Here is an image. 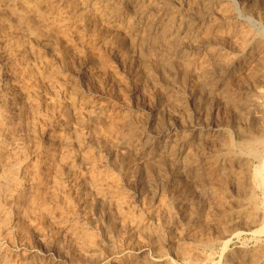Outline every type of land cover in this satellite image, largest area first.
<instances>
[{"label":"bare ground","instance_id":"6f19581e","mask_svg":"<svg viewBox=\"0 0 264 264\" xmlns=\"http://www.w3.org/2000/svg\"><path fill=\"white\" fill-rule=\"evenodd\" d=\"M155 1H157V0H155ZM199 1L200 0H187V5H190L193 8V7H195V5H197L199 3ZM223 1L224 0H210L209 3L206 2L207 5L205 4L206 6H205V8H203L205 11L204 16H202V17H204L203 21H207V20L209 21V19L211 20L212 19L211 16L214 15L213 11H215L214 13L219 12V14L221 12L222 15L221 14L220 15L223 16V17H221V18H223V22L222 21L221 22L215 21L214 24L212 23L213 25L209 26V28L207 30H206L207 27L205 26L206 28H205L204 34L206 35L207 40H206V38L203 40L205 42V40L208 41L209 39L218 37L220 41H218V40L217 41L221 44V47H223V48L225 47V49H229L233 55L231 54V56H230V53H228V52L225 53L224 52L225 50L220 51L218 49L219 52H217L218 50L216 51L217 53L214 54V60H216L217 65L213 68V73L211 72L212 69L208 68V70H205V73H204L205 75L204 76L201 75L203 77V83L205 86V89H204L202 95L204 96L205 101H209V99L211 97L213 99V95L215 96L216 93L218 92L221 94V97L224 100V105H226L225 107L236 113V118L244 121L245 119L243 120L242 118L245 116V113L257 112L259 114L258 117L261 120L262 125L260 124L261 125L260 127H258L256 125H252V126L250 125V126H244L243 128L240 126L239 127L240 129L236 130L235 133H233V134H232L233 130L231 132L229 129L226 128V129H223L221 131L214 132V133L213 132H211V133L206 132L207 133L206 135L204 134L205 133L204 132L201 135H203V134L205 135L206 141H208L210 139L214 140V138H217L218 136L224 137L223 142L221 144L219 142L220 147L218 149L216 148V150L211 149L212 151H211V155H210L212 157L214 156L215 159H217L216 161H218V163L216 165H218L217 166L218 171L220 172V175H221L220 177H222L221 181H222V184L224 185L223 187L225 188L226 186L230 185V182L235 181L234 179H236L238 181V184L243 185V186L245 185V183H248L250 188H251V184L254 187H256V185H257L258 190H259V194H260V196H258L259 194L254 195L252 190H249L251 192H248V190H247L246 191L247 193L244 192L246 194V195L244 194L245 197L244 198L242 197V199H245L243 204H240L241 202L240 203L237 202L238 203L237 208L232 209V207H231L229 211L227 210V213L225 211V213H226L225 215H223V213H222V215H223L222 218L224 219V222L226 221V223H222L223 220L222 221L220 220L221 223L224 224V226L222 227V225H220L221 224L220 221L218 222L219 223L218 225H220L222 227V230L220 229L221 230L220 234L223 237L230 236L231 234H233L237 237H241L242 235H244L243 231L235 232V227L238 226L237 224H242V225H239L237 227V229L243 225H244V228H245V226H247V229L245 231L248 230V232L252 228H255V230L252 231L253 235L254 236H257V235L260 236V235H264V91H263L264 89L260 90L256 86L260 91L257 90L258 92L255 95L253 94L254 92L253 93L251 92L253 94V96H257L256 101H253L254 103L253 102L251 103V101L253 99L251 100L250 96H248L247 98L244 97L247 94L239 92L240 90H237L238 93L236 92L237 93L236 94L233 91L236 89L231 88L230 82H231L232 78L233 79L235 78L234 80L238 81V78L241 77L242 71H245V70H247L246 72H249L248 70L255 71V72H253V75L250 74V75H252L251 76L252 82L254 79H257V76L261 77V79H260L261 82L262 81L264 82V72H263L264 71V35L255 34L253 32L244 34L241 30L243 27L240 26L242 28H239V25H238V28L233 29V31H235V32L238 31L241 34L240 36L239 35L237 36L238 37L237 40L239 39V37L241 39V40L239 39L240 41L238 40V43L235 44L234 42H232V39L229 40V42H228V40L222 39V37H223L222 33L224 32V26L223 25L230 23V22H233V18L236 16L235 11L233 9L227 10L224 8V7H226V3L228 1H226V3H225V1L224 2ZM257 1H259V0H257ZM160 2H162V1H160ZM163 2H165V1L163 0ZM178 2H182V1L178 0ZM222 2H223V4L225 3L224 7H223V4H221ZM172 3H173V1H172ZM204 3H205V1H204ZM246 3L244 4V2H243V5H247ZM119 4H121V5H119ZM119 4L115 0H0V264H63L62 262H64V261H70L71 264H140V263L142 264V262H143V264H206L208 262L209 256L207 258V256H205L206 253L203 254L201 252L200 247H207L211 243H213V241L211 239H206V237H205V239L202 238L201 236L198 237V235L194 236L192 239L188 238L189 241L187 239V234H188L189 230L197 227L199 225V223L201 222L199 213H197L194 210L195 208H193V210H192V207L190 206L191 210H192L191 212H189L190 214H188L187 210H186L187 214L185 213V216L186 215H188V216H186L185 224H187V228L185 227L186 229L184 228L182 230L180 227V230L179 231L177 230L178 231V232L176 231L177 233L175 232L176 235L170 234V236H169V227H168L169 219H171V218L173 219L175 217V215L177 213H179L178 209H179V207H181V204L183 202V201L180 202V198L178 197L179 195H177L176 197L174 196L173 198L169 199V195H168L169 192L167 195L164 194V192L166 190L165 186H168L167 183H169V164H170V162H172V164L175 167V168L172 167L170 170V171H172L171 174H174V175L175 174L179 175L180 172H181V174L183 172L187 173L189 171L192 173V175H194L195 178H198V176H201V172H202L201 169H199L201 172H199V170H196V166H197L196 164L198 163L197 160L199 159V158L197 159L196 156H198V155H193L190 150L186 151V149L184 150V148H183L184 145L187 143V141L185 139H182L181 135H180L181 139H179V138L173 139V137L170 135V132H169V131H171L169 126L164 130L156 131L155 135L152 138H149V136L147 137L146 134H144L143 129H137V128H139L138 127L139 125L136 126L137 125V124L135 125L136 122L133 121V119L131 121V117H127L125 115L126 112L122 116L123 119H121L120 120L121 122H120L118 120L119 117L116 114H113V112L111 113L108 111L109 108L103 101L102 102L99 101L97 103H91L88 101V99L87 100L85 99L84 102L81 101L82 104L80 103L82 106L80 105V107H78L75 92H71V94L68 96V98L66 97L67 100H65L63 103H57L55 101V103L49 104L50 101L54 102L53 101L54 98L56 99V97H58L57 93H58L59 88L57 89V87L55 86V83L53 81L54 69L56 70L57 68H53L54 67L53 64H49L48 61H47L48 63L46 64V66L43 65V67L45 66L44 68H35V67H37V66L33 67L34 66L33 63L35 61L30 62V59L32 58L31 56L39 55V54L41 55V53L43 51L45 52V50H46V51L52 52L53 54L60 55L61 56L60 58H62L61 60L63 61V63L69 64L68 55H72L73 53L72 54H68V53L70 51L72 52L71 49L75 48L76 51L79 52L80 56H85V58H88L90 63L92 62L94 64L99 62V58H101V56H102V54H101L102 50L103 49H107V50L109 49V52H111L116 57V59L119 61V64H120L122 62L123 63L126 62V61H124L125 57H124L123 52H125V53L131 52V51L126 52L125 47H124V44H125L124 41L127 39L130 41V47H133V49L139 48L143 52H144V50H147L145 53L142 52L140 54V55H143V57H145V59L150 58V53L154 50L156 51V49L157 50L159 49L161 51H162V49H164V51L166 49V50H168L169 56L170 55H171V57L177 56V59H176V57L175 58L173 57L177 61L176 60H173V61H176L180 65L182 63H183V65L185 64L184 65L185 70H184L183 74L185 73V75L188 76L192 72V70H194L193 69L194 61H193L192 57L190 58L188 56V54H189L188 52H187L188 54L186 53L187 55L186 54L184 55L183 54L184 51H182V49H185V44L186 43L188 44L189 42L191 43V40H194L193 38H195V36L193 37L192 32L195 31L196 29L194 30L193 21L191 19V16H190V14L188 15V17L185 16L186 12L188 10L185 12L184 15H182L181 13H177L174 16H171L173 18H170L168 15L170 20L162 21V19H161L160 22H162V23H158L157 22L158 20L157 21L155 20L156 17L154 16L155 17L154 18L153 16H151L152 12L156 11V10L151 11V9H150V7L151 6L153 7V5L155 4L154 0H133V2L130 3V6L135 10L134 13L136 15V19L132 21V19H130V18H134L135 17L134 14H133L134 17H130L128 19L123 18L121 15L122 13H121V7H120V6H122L123 3H119ZM173 4H175V3H173ZM162 6H164V4ZM176 6H178V5H176ZM183 6H182V8H183ZM190 6H189V8H190ZM124 7H125V5H124ZM156 7H157V5H156ZM238 7H239V5H238ZM241 7L244 8V6H241ZM262 8L264 9L263 6H262ZM262 8H260V9H262ZM185 9H188V8L185 7ZM235 9H237V8H235ZM247 9H249V8L247 7ZM256 10H258V9H256ZM174 11H176V10H174ZM171 12H172V10H171ZM182 12H183V10H182ZM191 12H192V10H191ZM226 12H228V14ZM244 12H246V11L244 10ZM248 12H250V11L248 10ZM262 12H263V10L261 11V14H262ZM158 13L160 14V11H158ZM194 14H191V15L194 16ZM198 14L200 16V14H203V12L198 13ZM155 15H157V14H155ZM253 15H251L250 18H252ZM254 16L257 17V14ZM263 16H264V14L262 16L259 15L260 18ZM194 17H196V16H194ZM250 18H249V20H250ZM144 19L147 20V25L145 26V29L143 28L142 32H137L138 31V29H137L138 23L140 21H144ZM165 19H167V18H165ZM215 19H216V17H215ZM259 21H261V20H259ZM263 21H264V19H263ZM93 22H102L103 29L99 28L98 26H101V25L98 24V26H97L98 29L99 30L101 29L102 31L97 32L98 31V30H96L97 28L95 29V31L97 33H94V35H90L91 36L90 39H88V41L86 42L88 44L87 46H89V47L86 50L85 49L86 48L85 41H84L83 35H81V33L84 30H89L90 26H93L92 25ZM249 22H251V20ZM180 23H182V26L181 25L178 26ZM198 23H199V21H198ZM256 23H257V21H256ZM241 24H242V21H241ZM252 24H254V23H252ZM201 25H202V23H201ZM208 25H209V23H208ZM231 26L233 27V25H231ZM236 26H237V23H236ZM257 26H258V24H257ZM95 27H96V25H95ZM230 29H229V32L231 31ZM245 29H246V27H245ZM252 29H251V31H252ZM93 30H94V28H93ZM246 30H248V29H246ZM246 30H245V32H246ZM203 31H204V29H203ZM75 32H77L78 35H75ZM84 32H86V31H84ZM109 32H111V33L117 32L119 34H123L124 36H123V38L116 37V38L111 40V39H108L106 37L107 36L106 34ZM258 32H259V30H258ZM153 33H155L156 35H154ZM199 33L200 32H198V34H196L194 32L195 35H199ZM223 34H226V33L224 32ZM96 35H98V36H96ZM110 35L113 37V34H110ZM205 35L201 34V37L202 36L205 37ZM230 35L231 34H229L228 37L231 38L233 36V34H232V36H230ZM108 36H109V34H108ZM118 36H120V35H118ZM213 36H215V37H213ZM196 37H197V39H199L198 38L199 36H196ZM223 38H225V37H223ZM197 39H196V41H197ZM200 39L202 41V38H200ZM179 41L184 43V45H181L182 43H180ZM63 42L66 43L67 46L65 44L63 45ZM149 42H150L152 49H150V47H149L150 46ZM192 43H194L196 45L195 42H192ZM147 44L149 45L148 46L149 50L145 49ZM202 45L200 43V45H198V46L200 47ZM216 45L217 44H214V46H216ZM204 46L207 48L209 46V41L206 45L204 44ZM217 46H219V45H217ZM195 47L196 46H194V49H195ZM192 48L193 47H191V49ZM216 48H213V49H216ZM129 50H131V48ZM197 50H199V49L197 48ZM209 51H210V49H209ZM209 51L206 52V50H205L203 52L208 54ZM132 52L134 53V51H132ZM189 52H191V51H189ZM74 53L76 54V52H74ZM137 53H139V52H137ZM213 53H211L210 55H212ZM153 54L155 55V53H153ZM161 55H162L161 60H163L162 59L163 54L161 53ZM203 55L206 56L205 54H203ZM210 55H207L208 58ZM132 57H133V55H132ZM39 58H42V57H39ZM206 58L207 57H205V59ZM37 59H38V57L35 58V60H37ZM141 59H142L141 57L138 58V60H141ZM165 59H167L166 56H165ZM46 60H47V57H46ZM58 60H60V59H58ZM72 60H73V58H72ZM149 60H147V61H149ZM169 60H167L166 63H168ZM75 61H76V59H75ZM101 61H106V63L108 62L107 60H101ZM150 61H152V60H150ZM170 61L172 62V60H170ZM170 61H169V64L171 65ZM196 61L197 60L195 58V62ZM113 62L110 65L111 68H112V65H114ZM141 62L143 63V61H141ZM176 62H174V63H176ZM198 62H200V61H198ZM207 62L208 61H206L205 63H207ZM214 62H212V64ZM31 63L33 65L32 67L35 69L30 67L29 64H31ZM40 63H42V61ZM160 63L162 64V61ZM100 64H101V62H100ZM103 64H105V62H103ZM212 64L208 63L207 66L210 65L212 67ZM85 65H84V67H85ZM149 65H151V64L149 63ZM149 65L147 66L145 72H146V74H149V77L151 78V73L153 74V72H151L152 70L150 71ZM172 65H173V63H172ZM69 66L71 67L70 64H69ZM92 66H93V64H92ZM163 66H164V64H163ZM40 67H41V65H40ZM97 67H99V65H97ZM113 67L115 68V66H113ZM154 67H155V65H154ZM202 67L204 69L205 65ZM87 68H89V66ZM90 68H92V67H90ZM137 68H139V67H137ZM182 68H183V66H182ZM96 69L97 68H95V70ZM100 69L102 71V67ZM115 69H113V70H115ZM130 69H131V67H130ZM203 69H202V71H203ZM104 70L106 72V68ZM156 70H158V69H156ZM169 70L171 71V69H169ZM177 70L179 71L180 69L177 68ZM101 71H100V73H103ZM131 71H134V70H131ZM155 72H157V71H154V74H156ZM179 72H182V71H179ZM197 72H199V71L197 70ZM62 73L65 74L64 72H62ZM96 73H97V71H96ZM157 73H159V72H157ZM165 73H167V72H165ZM194 73H196V71ZM99 74H98V77H99ZM157 75H159V74H157ZM161 75H162V73H161ZM168 75H169V73H168ZM180 75H182V74H180ZM247 75H248V73H247ZM59 76H61V75H59ZM107 76H108V74H107ZM191 76L194 77V75H191ZM67 77L68 76H66V78ZM152 77H154V75H152ZM202 77H201V79H202ZM103 78H104V76H103ZM127 78H129L128 75H127ZM132 78L133 77H131V80H132ZM157 78L158 77H156V79L153 78V80L154 79L157 80ZM246 78H248V77H246ZM246 78L244 77L243 79H246ZM70 79H71V77H70ZM110 79H111V77H110ZM180 79H181V77H180ZM197 79H198V76H197ZM199 79H200V77H199ZM57 80H60V79H57ZM81 80H82V78H81ZM104 80H107V78H104ZM117 80H118V78H117ZM117 80H115V81L117 82ZM138 80H137V82H138ZM196 80H194V81H196ZM119 81H120L119 85H121L122 80H118V82ZM123 81H124V79H123ZM146 81H147V79H146ZM189 81H188V83H189ZM102 82H104V81H102ZM132 82L134 83V81H132ZM132 82H129V83H132ZM150 82H151V80H150ZM155 82L156 81H154L153 83H155ZM254 82H255V80H254ZM82 83L84 84V81ZM129 83H126V85ZM175 83H176V81H175ZM201 83H202V80H201ZM243 83H244V80H243ZM40 84H42V86L46 85L48 88H50V90H54L53 88L56 87L57 92H54V94H53L54 97L53 98L51 97L52 92H50L51 94H48V97L50 95L51 100H49L47 98L44 99V100H48L49 101V102L47 101L48 103L46 101H45L46 103L43 102V100L40 99L38 96L39 94L37 93V90H38L37 88L40 86ZM86 84H88V83H86ZM122 84H123V82H122ZM134 84H133V86H134ZM136 84H135V86H136ZM241 84H242V82H241ZM106 85H107V83H106ZM126 85L125 86L123 85V86L127 87ZM262 85H264V84H262ZM88 86H89V84H88ZM138 87H139V85H138ZM238 87H240V86H238ZM243 87H245V86H243ZM252 87H253V85H252ZM256 87H255V89H256ZM69 88H70V86H69ZM235 88H237V87H235ZM65 89H66V87H65ZM67 89H68V86H67ZM66 90L64 91V94H67ZM90 90H91V88H90ZM70 91H69V93H70ZM130 91H131V89H130ZM78 92H80V91H78ZM88 93H90V91ZM255 93H256V90H255ZM44 94H45V92H44ZM58 94L60 95V93H58ZM183 96H185V95H182L181 98H183ZM203 96H201V98H203ZM198 97H199V95H198ZM89 98H90V96H89ZM91 98H93V97H91ZM174 98L177 99L176 96ZM190 98H192V97H190ZM222 98H220V100ZM59 99H60V96H59ZM178 99L180 100V98H178ZM185 99H186V96L184 97V101H185ZM216 99H218V98H216ZM216 99L214 100V102L217 101ZM89 100L91 101V99H89ZM171 100H173V99L171 98ZM181 100H183V99H181ZM198 100L199 99H197V102H198ZM95 101H97V100H95ZM174 101H172V102H174ZM195 101L196 100L194 99L193 102H195ZM211 101H209V102H211ZM188 102H190V101H187V103ZM177 103L180 104V102H177ZM187 103L185 102L184 104H187ZM112 105H113V102L111 104V107L114 106V105L113 106ZM41 106L44 107V111L46 112L44 115H42ZM180 106L182 108V105H180ZM184 107H186V108H184ZM184 107H183L184 110L187 109V106H184ZM206 107H207V105H206ZM218 107H219V105H218ZM177 108H178V106H177ZM110 110H112V109L110 108ZM174 110H176V109L174 108ZM189 110H191V109H189ZM230 110H229V112H231ZM117 111H118V109H117ZM199 111H201V109ZM128 112L129 111H127V114H128ZM139 112L137 111L138 114H139ZM141 113H143V112H141ZM192 114H194V113H192ZM222 114H224V113H222ZM197 115H198V113H197ZM254 115H256V114H254ZM73 116L76 117L77 122H78V119H81L83 117H87V119H89L88 121H91V123H94L92 121H96V122L100 121L101 122V120H105L107 125L103 131L100 130L102 133H100V135L98 134L97 136L94 135L93 133L89 132L90 136L86 137L85 135H82L83 133L82 134L79 133L80 130L77 133H75V130H74V135H71V134H73V132L70 133L69 131H72V127H73L72 123L74 122L72 120ZM138 116L139 115H137V118H138ZM145 116L147 117V115H145ZM157 116H159V115H157ZM142 117H141V121H142ZM148 118H150V116ZM248 118H250V117H248ZM83 119H81L82 122L83 123L86 122V121H83ZM135 119L136 118H134V120ZM253 119H254V117H253ZM230 120H231V118H230ZM240 120H238V122ZM160 121H162V120H160ZM256 121H258V120H256ZM82 122L79 121V123H81V124H82ZM133 122H135V123H133ZM141 123H143V122H141ZM157 123H159V122H157ZM231 123H233V120ZM231 123H230V126H231ZM235 124H237V123H235ZM76 125H79V124H76ZM86 125H88V124L84 123V125H82V126H86ZM240 125H242V124H240ZM86 127L88 128V126H86ZM144 127H145V125H144ZM144 127L142 126V128H144ZM149 127L151 129V126H149ZM235 127H237V126H235ZM77 128H78V126L76 127V130H77ZM153 128L155 129V126ZM99 129L97 130L98 132H99ZM147 129H149V128H147ZM94 130H95V127H94ZM193 130H194V128H193ZM84 131L85 130H83V132ZM89 131H90V129H89ZM191 132H193V131H191ZM85 133L87 134L88 131H86ZM104 134H111V136L116 135V137L119 140L117 142V140H116L117 138L114 137V138H116L115 139L116 141L114 139H113V141L117 142V144H114V142H112L114 144L113 146L112 145H111V147L108 146L109 149H107L108 147L105 148L107 144L105 145L106 139L104 138ZM176 134H178V132ZM198 134H199V132H198ZM234 134L237 135V138L240 140L239 142L235 141ZM87 136H88V134H87ZM219 139H223V138H219ZM200 140H201V138H200ZM109 141H110V138L108 140V143H110ZM188 141H189V139H188ZM204 141H200L199 143H201V142L203 143L200 145H205ZM196 142H197V139H196ZM210 142H213V141H210ZM215 144H217V143L215 142ZM190 146H191V144H190ZM90 147L98 148V150L100 149L101 151L103 149H107L108 153H109V155H107V156H109L108 160L114 165L115 170H116V172H118L119 176L123 177V174L125 176V173L128 174L129 171L135 172L134 170L138 171V169L139 170L144 169V168L148 167V165L151 166L153 163H156L155 165H159V169H160L159 171H161L162 169H165V171H167V173L164 174L162 172L163 171L162 170L160 177H157V181L154 182L155 183L154 186L152 185V183H153L152 180H154V178H153L154 175L153 176L148 175L147 176L148 179L150 177L152 179L151 181H149V182H152L150 184V186L152 185L153 187L152 186H151L152 188L149 187V190H147L146 193L141 194V192L139 191L141 194L140 195L141 196L140 201H139V208L136 207L138 209H134V207H133V209L131 208V210H130L129 209V207H130L129 202H127V201L124 202L122 200V197H121L122 188L124 187V185H123V187H121L120 183L122 181H119L120 180L119 178H118L119 182L118 181H112L111 182L109 180L107 181V178H105L107 174L104 177L103 175H99L100 174L99 172H98L99 174L96 173L97 170L95 171V169H96V165H97V159H96L97 155H95L96 153L95 152L93 153L92 150L90 151ZM181 147H182V149H181ZM201 147H203V146H201ZM211 147L209 146V148H211ZM117 148H122V151H124V152L126 149L128 151L130 150L131 154H132L131 157L130 158L129 157H123L125 153L124 154L122 153L123 158L120 160L118 158V160H117V157H119V156H115V155H118V154H116ZM123 149H125V150H123ZM192 149H193V147H192ZM99 153L101 154V152H99ZM201 154H203V153H201ZM208 155H209V153H208ZM102 157L104 158L105 154ZM203 157L205 158V156H203ZM212 159L211 160L209 159V160L213 161ZM101 160H103V159H101ZM169 160H170V162H169ZM161 161H164V162H161ZM207 161H205V162H207ZM100 162L103 163V161H100ZM254 162H256L258 164L256 166H253ZM200 164H199V166H200ZM209 164H211V162ZM209 164H207V165H209ZM150 166H149V168H150ZM101 167H100V169H101ZM238 168L240 169V172L237 174L238 171H236V169H238ZM83 169L86 171V172L84 171L86 173V176L82 177V179H79V177L81 175L79 173V176H78V172H80L81 170L83 171ZM103 169L104 168H102V170ZM108 170H106V172L109 174L110 172ZM110 170H111V168H110ZM156 171H157V169H156ZM84 172L81 174L84 175ZM103 174H104V172H103ZM154 174H156V173H154ZM158 174H159V172H158ZM110 175H111V173L109 174V176ZM133 175L135 176L134 173H133ZM141 175H143V174H141ZM150 175H152V174H150ZM112 176H111V178H113ZM134 176H133V178H134ZM116 177H117V175H116ZM189 177H190V175H189ZM136 179H137V177H136ZM145 179L146 178H144V180ZM190 179H191V177H190ZM202 179H203V177H202ZM202 179H199V180H202ZM204 179H206V178H204ZM217 179H218V177H216V180H215L216 182L218 181ZM193 180H192V183H193ZM139 181H141V178ZM215 181H213L212 183H214ZM204 182H206V180ZM204 182L201 181L202 184L200 183V185H203ZM220 182H218V183H220ZM128 183H130V182H128ZM185 183H188V182H185ZM207 183H208V181H207ZM218 183L217 184L214 183V184L218 185ZM70 184L74 185V191L71 188ZM195 184H197V183H195ZM204 184H206V183H204ZM68 185L72 189V191H70L71 194H72V192H74L73 194L75 196L73 197V199H71L72 196L67 192L68 191ZM178 185H180V183ZM188 185H189V183H188ZM125 186H126V184H125ZM128 186H129V184L127 185V189H128ZM142 186H143V183H142ZM145 186L148 188L147 185H145ZM176 186H175V188H177ZM183 186H187V185L185 184ZM197 186H199V184ZM203 187H205V186L203 185ZM217 187H216V190L220 189ZM237 187L238 186H236V188ZM227 188H225L224 190H226ZM231 188H228L225 191V193L228 190H230ZM239 188H240V186H239ZM241 188H242V186H241ZM177 189H180L179 186ZM197 189L199 190V188H197ZM214 189H215V187L213 188V190ZM234 189L235 188H233L232 190H234ZM238 189H237V191H238ZM182 190L180 191V193L182 192ZM184 191H186V190H183V193H184ZM209 191H210V189H209ZM211 191H212V189H211ZM222 191H221V193H222ZM125 192H126V190L124 189L123 194H125ZM204 192H206V191H204ZM212 192H209V194L210 195L214 194V196H215L216 192H214L213 194H212ZM218 192H220V191H218ZM231 192H233V191H231ZM241 192H242V190L240 189L238 191V193L240 194ZM180 193H178V194H180ZM240 195L242 196L243 194L241 193ZM231 196H233V195H231ZM91 197L97 199V201L100 200L106 204L109 203V207L112 205H115V208L111 207L109 209L110 212L112 211V213H113L114 209L116 212L113 213V215L111 213V215H112L111 219L108 217V219H110V221H109V225H108V231L106 233V236L109 234L108 238H109L110 245L112 246V248H110V249H112V250H110L111 252L106 253V251H104V246L102 245L103 240H99L97 238L98 236L96 237V235H95L96 231L95 230H94L95 231L94 233H91L89 231H86L87 227L85 229V226L89 223L87 219L89 218V216L92 217L89 213L90 208L92 206L91 203L93 202V201H91L92 200ZM171 197H172V195H171ZM192 197H194V196H192ZM124 198H125V196H124ZM126 198H125V200H126ZM156 198L159 200V204L157 206H155L157 200H156L155 205H154V200ZM186 198H189V197H186ZM227 198H229V196ZM231 198L232 197H230L229 199H231ZM127 199H129V198H127ZM133 199H134V197H133ZM210 199H211V197H210ZM222 199H224V198L222 197ZM216 201H218V200H216ZM102 202H100V204ZM136 202H137V200H136ZM226 202H227V200H226ZM229 202L230 201H228L227 203H229ZM95 203L97 204V202H95ZM217 203H219V202H217ZM134 205H132V206H134ZM186 205H182V206H186ZM227 205L225 206V209H226V207H228ZM135 206H137V205H135ZM230 206L231 205H229V207ZM102 207H104V206L102 205ZM106 207H107V205H106ZM212 207L214 209V206H212ZM98 209H100V207ZM98 209H96V210H98ZM104 209L105 208L101 209L100 212H102ZM126 209L127 210L129 209L131 212L129 210L127 212ZM201 210H203V208ZM193 211H195V212H193ZM213 212H214V210H213ZM88 213H89V215H87ZM214 213H209V215L211 216V214H212V216H213ZM206 214H208V213H205V216H206ZM217 215H218V213H217ZM87 216H88V218H87ZM185 216L183 215L182 217H185ZM219 217L221 218V216H219ZM93 219H94V217H93ZM146 219H148L147 222L150 220L151 223L149 222L150 223L149 225L145 222ZM201 219H203V218H201ZM98 220H99V218H98ZM99 221H101V220H99ZM173 221H174V219H173ZM182 221H184V219ZM202 221H204V219ZM206 222H207V219H206ZM171 223H176V221L170 222V224ZM203 223H202V225H204ZM208 223H210V222L208 221ZM214 225H215V223H214ZM218 225H217V228L220 227ZM199 226H201V225H199ZM204 228H206V227H204ZM241 228H243V227H241ZM95 229H97V228L95 227ZM177 229H179V228L177 227ZM127 230H129L130 232H132V231H135L136 233L138 232L137 234L135 233L137 236L135 235L134 237H132L130 239L129 237H127L128 233H129V231H127ZM123 231H124V233H123ZM172 232H174V230ZM203 232H204V230H203ZM210 232L207 231L206 233L209 234ZM60 234H61V236L63 234V237H61ZM208 234L206 235L207 237H208ZM214 234H217V233H214ZM103 235H101V236H103ZM217 235H219V234H217ZM190 236H193V235H190ZM222 236H220V237H222ZM218 237H215V238H218ZM123 238H127L125 244L122 241ZM209 238H211V237H209ZM215 238L213 240H215ZM259 239H258V241H259ZM186 240H187V242H186ZM47 241L51 243L52 250H54L58 253V257H59L58 259L50 258L51 256L49 257L48 254L41 255V256H43L42 258L39 257V254L36 250L37 249L36 246H41V247L46 248ZM183 241H185V242H183ZM3 242H6L7 245H4ZM16 242L19 244L18 246H15ZM228 242H230V241H228ZM226 245H227V243H226ZM245 245H246V243H245ZM213 246L214 245H212V247ZM253 246L255 247V245H253ZM105 247H106V245H105ZM47 248H48V246H47ZM49 248H50V245H49ZM149 248L150 249L152 248L155 252L154 258L152 257L153 259H151L152 261L149 260L148 259L149 257L146 255V252L148 251ZM166 248L169 249V251L167 253H169L172 258L169 257L170 255L166 256L167 255L166 254ZM229 251L230 250H228V252ZM237 252H238V250H237ZM235 253H233L232 251L229 252V255L227 253L228 260L225 262V264H264V243H258L254 249L249 248V246L248 247L244 246V244H243V247L239 251V254L237 253L238 255H236ZM56 256H57V254H56ZM146 256L148 258H146ZM210 256H212V255H210ZM225 257H227V256H225Z\"/></svg>","mask_w":264,"mask_h":264},{"label":"rangeland","instance_id":"374dc122","mask_svg":"<svg viewBox=\"0 0 264 264\" xmlns=\"http://www.w3.org/2000/svg\"><path fill=\"white\" fill-rule=\"evenodd\" d=\"M118 4L119 3H123L122 4V6H120L121 7V15H122V17L123 18H126V19H128V18H130V17H134V18H130V19H132V21L133 20H135L136 19V15H135V13H134V9L130 6V3L131 2H133V0H115ZM159 1V2H158ZM160 1H162V2H160ZM165 2H163V0H157V1H155L154 0V5H153V7L151 6L150 7V9H151V11H153V10H156V11H153L152 12V14H151V16H155L154 18H155V20L158 22V23H162V22H160L161 21V19H162V21H165V20H170V18H173V17H171V16H174L175 14H177V13H181L182 15H184L185 14V12H186V15L185 16H187L188 17V15L190 14V16H191V19H192V21H193V26H194V30L195 31H193L192 33V35H193V37L195 36V38H193L194 40H191V43L189 42L188 44L186 43L185 44V49H182V51H184L183 52V54L185 55L187 52L189 53H187L188 54V56L191 58L192 57V59H193V61H194V63H193V69L194 70H192V74L190 73L188 76H186L185 75V73L183 74V72H184V65H183V63L180 65L179 63H177L176 61V59H177V56H175L176 57V59H174L175 57L174 56H172L171 57V55L169 56L168 55V50H166L165 49V51H164V49H162V51L161 50H157L156 49V51L154 50V51H152L151 53H150V58H148V59H145V57H143V55H140L143 51H141L139 48H136V49H133V47H130V41L129 40H125L124 42H125V44H124V47H125V50H126V52H128V51H131L130 53H125V52H123L124 53V57H125V59H124V61H126V62H122V63H120L119 64V61L116 59V57L111 53V52H109V49L107 50V49H103L102 50V56H101V58H99V62H97V63H92L93 64V66H92V64L89 62V60H88V58H85V56H80V54H79V52L78 51H76V49L75 48H73V49H71L72 50V52L70 51L68 54H72V55H68V61H69V64L71 65V67L73 68H71L70 66H69V64H65V63H63V61L61 60L62 58H60L61 56L60 55H58V54H53L52 52H49V51H46L45 50V52L43 51L42 53H41V55L39 54V55H33V56H31L32 58L30 59V62H33V61H35L34 63H33V65H32V63L31 64H29L30 65V67L31 68H33V67H35V66H37V67H35V68H44L45 66H46V64L49 62V64H53V68H57L56 70L54 69V78H53V81H54V83H55V86L57 87V89H58V93H60V95L57 93V95H58V97H56V99L54 98V102H49L48 100H44V99H49V100H51L50 98L52 97H54V92H57L56 91V87L55 88H53L54 90H50V88H48L46 85H43L42 86V84H40V86L37 88L38 90H37V93L39 94L38 96H39V98L40 99H42L43 100V102H49V104H51V103H55V101L57 102V103H63L65 100H67V98H68V96L71 94V92H75L76 93V98H77V105H78V107H80V105L82 104L81 103V101L82 102H84V100L86 99H88V101L89 102H91V103H97V102H99V101H103L107 106H108V108H109V112H113V114H116L119 118H118V120L120 121L121 119H123L122 118V116L125 114V112H126V116L127 117H131V121H132V119H133V121H135V122H133V123H135V125L136 126H138L139 128H137V129H143V131H144V134H146V136L148 137L149 136V138H152L154 135H155V132L156 131H158V130H164V129H166L168 126H169V128H170V130L171 131H169L170 132V135L173 137V139H177V138H179V139H185L186 141H187V143L184 145V150L186 149V151L187 150H190L191 151V153L193 154V155H200L201 153H203V154H201L199 157L198 156H196V158L198 159L197 160V166H196V170H199V169H201V171L203 172H201L200 170H199V172H201V176H198V178H195L194 177V175H192V173L191 172H187V173H182L181 174V172H180V176L179 175H177V174H171L172 173V171H170L171 170V168L172 167H174V165L172 164V162H170V160H169V162H170V164H169V183H167V185L168 186H165V192H164V194H168V192H169V199H171V198H173L174 196L176 197L177 195H179L178 197L180 198V202H182V204H181V207H179V213H177L176 215H175V217L173 218L174 219V221H173V219L171 218V219H169V225H168V227H169V236H170V234L171 235H176V233L180 230V227H181V229L183 230L185 227L187 228V224H185V222H186V216H188V215H186L185 216V213H186V210H187V213L188 214H190L189 212H191L192 210H193V208H195L194 210L197 212V213H199V216H200V220H201V222L204 224V225H202V223L200 224L199 223V225H201V226H197V227H195V228H193V229H191V230H189V232H188V234H187V239L189 238V239H192L194 236H196V235H198V237H202V238H204L205 239V237H206V239H211L212 241H213V243H211L212 245H214L213 247H212V245L210 244L209 246H207V247H200L201 248V252L203 253V254H205L206 253V255L205 256H207V258H208V256H209V258H208V262L206 263V264H225V262L228 260V255H229V252H233V253H235L236 255H238L239 254V251L241 250V248L243 247V244H244V246H249V248H255L256 247V245L258 244V243H264V235H257V236H254L253 235V232L252 231H254L255 230V228H252L249 232H248V230L247 231H245L246 229H247V226H245V228H244V225L243 226H241V227H243V228H241V227H239L238 229H237V227L239 226V225H242V224H237L238 226L237 227H235V232H239V231H243V234L244 235H242L241 237H237V236H235V235H233V234H231L230 236H227V237H223L220 233H221V230H222V227L224 226V224H222V223H226V221L224 222V219L222 218L223 217V215H225L226 213H227V210L229 211L230 210V208L232 207V209H234V208H237V206H238V203H240V204H243L244 203V200L245 199H242V197L244 198L245 196H244V192H246L247 190H248V192H251V191H249V190H252V192L254 193V195H258L259 194V190H258V187H257V185H256V187H254L252 184H251V188H250V186L248 185V183H245V185L243 186V185H240V184H238V181L236 180V179H234L235 181H232V182H230V185H228V186H226L225 188H231L230 190H228L226 193H225V191L228 189H226V190H224L225 188L223 187L224 185L222 184V177H220L221 175H220V172L218 171V165H216L217 163H218V161H216L217 159H215V157L213 156H210L211 155V151L212 150H216V148L218 149L220 146V144L223 142V140H224V137L223 136H218L217 138H214V140L213 139H210V140H208V141H206V139H205V135L208 133V132H218V131H221V130H223V129H229L231 132H232V130H233V132H232V134L233 133H235V131L236 130H239L240 128V126L243 128L244 126H252V125H256V126H258V127H260L262 124H261V120L259 119V117H258V113L257 112H249V113H245V116L242 118L244 121H242V120H240V119H238V118H236V113L235 112H233V111H231L230 109H227L225 106L226 105H224V100H223V98L221 97V94L220 93H216V95L214 96L213 95V99H212V97L209 99V101H211V102H209V101H205V98H204V96L202 95L203 94V91H204V89H205V86H204V83H203V77L202 76H204L205 74V70H208V68L209 69H212L211 70V72L213 73V68L217 65L216 63V60H214V54L215 53H217V52H219V50L220 51H224L225 53H230V56H231V54H232V52H230V50L229 49H225V47L223 48V47H221V44L218 42V41H220L219 40V38L218 37H215V36H213V37H215V38H212V39H209L208 41H209V46L206 48L205 46H204V44L206 45L207 43H208V41H206L207 40V38H206V35L204 34V32H205V28H206V30L209 28V26H211V25H213L214 24V22L215 21H218V22H223V18H221V17H223V16H221L222 14H221V12H220V14H219V12L218 13H214L215 11H213V14L214 15H212L211 17H212V19L210 20L209 19V21L207 20V21H203V18L204 17H202V16H204V9L203 8H205V6L207 5L206 4V2H208L209 3V1L210 0H200L199 1V3L197 4V5H195V7L197 8H195V7H193L192 8V6H190V5H187V0H181L182 2H178V0H164ZM169 1V2H168ZM172 1H173V3H175V4H173L172 3ZM204 1H205V3H204ZM225 1V3H226V1H228L227 3H226V7H224L225 5V3L223 4V2ZM221 4H223V7L225 8V9H227V10H229V9H233L234 11H235V17L233 18V22H230V23H227V24H224L223 26H224V32L226 33V34H223L222 33V36L223 37H225V38H223L222 37V39H225V40H228V42H229V40H231L232 39V42H234L235 44L236 43H238V40L240 39V37H239V39L237 40V36L239 35H241L238 31H233V29H235V28H238V25H239V28H242L241 30H242V32L245 34V33H255V34H262V35H264V21H263V19H264V16L263 17H259V15L260 16H262L263 14H264V9L262 8V6L264 7V0H259V1H255V0H224ZM240 1V2H239ZM242 1V2H241ZM167 2V3H166ZM201 2V3H200ZM243 2H244V4L246 3L247 5H243ZM250 2V3H249ZM127 3V4H126ZM158 3V4H157ZM242 3V4H241ZM254 3V4H253ZM164 4V6H162V5ZM201 4V5H200ZM206 4V5H205ZM119 5H121V4H119ZM124 5H125V7H124ZM156 5H157V7H156ZM174 5V6H173ZM176 5H178V6H176ZM184 5V6H183ZM204 5V6H203ZM229 5V6H228ZM237 5V6H236ZM238 5H239V7H238ZM260 5V6H259ZM127 6V7H126ZM182 6H183V8H182ZM189 6H190V8H189ZM241 6H244V8L243 7H241ZM249 8V9H247V7ZM131 7V8H130ZM159 7V8H158ZM161 7V8H160ZM169 7V8H168ZM173 7V8H172ZM178 9H177V8ZM185 7L186 8H188V9H185ZM230 7V8H229ZM234 7V8H233ZM252 7V8H251ZM254 7V8H253ZM256 7V8H255ZM258 7V8H257ZM123 8V9H122ZM158 8V9H157ZM235 8H237V9H235ZM240 10H239V9ZM242 8V9H241ZM260 8H262V9H260ZM165 9V10H164ZM169 9V10H168ZM196 9V10H195ZM246 11V12H244V10ZM255 9V10H254ZM256 9H258V10H256ZM125 10V11H124ZM129 10V11H128ZM164 10V11H163ZM171 10H172V12H171ZM174 10H176V11H174ZM180 10V11H179ZM182 10H183V12H182ZM191 10H192V12H191ZM201 10V11H200ZM248 10L250 11V12H248ZM263 10V12H262V14H261V11ZM128 11V12H127ZM132 11V12H131ZM158 11H160V14L158 13ZM170 11V12H169ZM199 11V12H198ZM156 12V13H155ZM169 12V13H168ZM189 12V13H188ZM203 12V14H200V16H199V14L198 13H202ZM243 14H242V13ZM255 12V13H254ZM125 13V14H124ZM157 14V15H155V14ZM196 15H195V14ZM227 14H228V12H226ZM252 13V14H251ZM124 14V15H123ZM133 14H134V16H133ZM154 14V15H153ZM163 14V15H162ZM167 14V15H166ZM191 14H194V16H196V17H194L193 15H191ZM198 14V15H197ZM226 14V15H227ZM240 14V15H239ZM248 14V15H247ZM256 15L257 14V17L256 16H254V15ZM132 15V16H131ZM168 15H169V17H168ZM219 15V16H218ZM251 15H253L252 16V18H250V16ZM193 16V17H192ZM242 16V17H241ZM167 18V19H165V18ZM201 17V18H200ZM215 17H216V19H215ZM240 17V18H239ZM244 17V18H243ZM214 18V19H213ZM249 18H250V20H251V22L252 23H254V24H252L251 22H249L250 20H249ZM254 18V19H253ZM129 19V20H130ZM186 19V18H185ZM236 19V20H235ZM243 19V20H242ZM247 19V20H246ZM213 20V21H212ZM257 21V23H256V21ZM259 20H261V21H259ZM198 21H199V23H198ZM241 21H242V24H241ZM254 21V22H253ZM143 22V23H142ZM202 23V25H201V23ZM246 22V23H245ZM208 23H209V25H208ZM213 23V24H212ZM236 23H237V26H236ZM246 25H244V24ZM260 23V24H259ZM263 25H262V24ZM98 24L99 25H101V26H98ZM195 24V25H194ZM257 24H258V26H257ZM93 26H90V29L89 30H84V31H86V32H84V31H82V33H81V35H83V39H84V41H85V46H86V50L88 49V47L89 46H87L88 44L86 43L87 41H88V39H90V35H94V33H97V32H99V31H102L101 29L99 30L98 29V27L99 28H102L103 29V24H102V22H93V24H92ZM95 25H96V27H95ZM144 27H143V26ZM147 25V20L146 19H144V21H140L139 23H138V26H137V29H138V31L137 32H142L143 31V28L145 29V26ZM182 26V23H180L178 26ZM231 25H233V27L231 26ZM248 25V26H247ZM257 27H256V26ZM261 25V26H260ZM98 26V27H97ZM199 26V27H198ZM206 26V27H205ZM227 26V27H226ZM231 26V27H230ZM235 26V27H234ZM240 26H242V27H240ZM254 26V27H253ZM199 29H198V28ZM231 29H230V28ZM245 27H246V29H248V30H246L245 29ZM248 27V28H247ZM93 28H94V30H93ZM97 28V29H96ZM226 28V29H225ZM253 28V29H252ZM95 29L96 30H98L97 32L95 31ZM141 29V30H140ZM203 29H204V31H203ZM229 29L231 30L230 32H229ZM246 30V32H245V30ZM251 29H252V31H251ZM228 30V31H227ZM257 30V31H256ZM258 30H259V32H258ZM263 30V31H262ZM93 32V33H92ZM194 32L196 33V34H198V32H200L199 33V35H195L194 34ZM234 32V33H233ZM261 32V33H260ZM89 33V34H88ZM108 34H109V36H108ZM110 34H113V37L110 35ZM116 34V35H115ZM120 35V36H118V35ZM152 34V33H151ZM154 35H156L155 33H153ZM159 34V33H158ZM201 34L202 35H205V37L204 36H202L201 37ZM229 34H231L230 36H232V34H233V38L231 37H228L229 36ZM75 35H78L77 34V32H75ZM107 36V38L108 39H114V38H116V37H121V38H123V34H119V33H111V32H109V33H107L106 34ZM227 35V36H226ZM235 35V36H234ZM96 36H98V35H96ZM196 36H199L198 38L199 39H197V37ZM221 36V35H220ZM204 37V38H203ZM200 38H202V41H201V39ZM206 38V40H205V42H204V40L203 39H205ZM217 38V39H216ZM227 38V39H226ZM196 39H197V41H196ZM215 40V41H214ZM218 40V41H217ZM241 40V39H240ZM239 40V41H240ZM129 41V42H128ZM211 41V42H210ZM217 41V42H216ZM128 42V43H127ZM180 42V41H179ZM192 42H195L196 43V45L194 44V43H192ZM201 43V45L202 46H198V45H200V43ZM203 42V43H202ZM207 42V43H206ZM180 43H182V42H180ZM211 43V44H210ZM66 45L67 46V44L66 43H64L63 42V45ZM190 44V45H189ZM214 44H217V45H219V46H214ZM127 45V46H126ZM149 45H150V42H149ZM148 44H147V48L145 47V49H148L149 47H150V49H152V47H151V45L149 46ZM181 45H184V43H182ZM190 47H193L192 49H191V47L189 48L188 46ZM214 47H213V46ZM129 46V47H128ZM149 46V47H148ZM180 46V45H179ZM194 46H198L197 48L200 50H197V48L195 47V49H194ZM187 47V48H186ZM202 47V48H201ZM212 47V48H211ZM217 47V48H216ZM40 48V47H39ZM38 48V49H39ZM127 48V49H126ZM131 48V50H129ZM158 48V47H157ZM201 48V49H200ZM206 48V49H205ZM213 48H216V49H213ZM133 49V50H132ZM208 49V50H207ZM209 49H210V51H209ZM219 49V50H218ZM223 49V50H222ZM106 50V51H105ZM149 50V49H148ZM206 50V52H208L209 51V53L207 54V53H205V52H203V51H205ZM215 50V51H214ZM218 50V51H217ZM132 51H134V53L132 52ZM147 50H144V52L143 53H145ZM161 51V52H160ZM189 51H191V52H189ZM217 51V52H216ZM74 52H76V54L74 53ZM104 52V53H103ZM137 52H139V53H137ZM167 52V53H166ZM198 52V53H197ZM214 52V53H213ZM44 53V54H43ZM47 53V54H46ZM107 53V54H106ZM133 53V54H132ZM153 53H155V55L153 54ZM161 53L163 54V60H161V57H162V55H161ZM193 53V54H192ZM196 53V54H195ZM201 53V54H200ZM211 53H213L212 55H210ZM221 53V52H220ZM106 54V55H105ZM111 54V55H110ZM129 54V55H128ZM131 54V55H130ZM152 54V55H151ZM167 54V55H166ZM186 54V55H187ZM203 54H207V55H210L209 56V58H208V56L206 55V56H204ZM47 55V56H46ZM56 55V56H55ZM107 57H105V56ZM132 55H133V57H132ZM135 55V56H134ZM140 55V56H139ZM193 55V56H192ZM196 57H195V56ZM204 57H203V56ZM233 55V54H232ZM38 57V59L37 60H35V58H37ZM45 56V57H44ZM51 56V57H50ZM71 56V57H70ZM73 56V57H72ZM157 56V57H156ZM159 56V57H158ZM165 56L167 57V59H165ZM198 56V57H197ZM39 57H42V58H39ZM46 57H47V60H46ZM76 57V58H75ZM81 57V58H80ZM142 58L141 60H138V58ZM152 57V58H151ZM174 57V58H173ZM196 58V62H195V58ZM201 57V58H200ZM205 57H207L206 59H205ZM213 57V58H212ZM55 58V59H54ZM60 59V60H58V59ZM70 58V59H69ZM72 58H73V60H72ZM80 58V59H79ZM109 58V59H108ZM171 58V59H170ZM51 59V60H50ZM53 59V60H52ZM75 59H76V61H75ZM83 59V60H82ZM87 59V60H86ZM107 60L108 62L106 63V61H101V60ZM152 60V61H150V60ZM172 60V62L170 61V60ZM71 60V61H70ZM133 60V61H132ZM145 60V61H144ZM147 60H149V61H147ZM159 60V61H158ZM167 60H169L170 62H171V65L169 64V61H168V63H166V61ZM173 60H176V61H173ZM204 60V61H203ZM215 62H214V61ZM37 61V62H36ZM42 61V63H40ZM46 61V62H45ZM48 61V62H47ZM87 65H85L83 62ZM115 63H114V62ZM141 61H143V63L141 62ZM155 61V62H154ZM162 61V64L160 63ZM198 61H200V62H198ZM203 61V62H202ZM206 61H208L207 63H205ZM214 62L213 64H212V62ZM44 62V63H43ZM52 62V63H51ZM100 62H101V64H100ZM103 62H105V64H103ZM112 62H113V64L114 65H112V68H111V64H112ZM140 62V63H139ZM146 62V63H145ZM174 62H176V63H174ZM83 63V64H82ZM91 65H90V64ZM117 63V64H116ZM132 63V64H131ZM149 63L151 64V65H149ZM153 63V64H152ZM160 65H159V64ZM166 63V64H165ZM172 63H173V65H172ZM208 63H210V64H212V67L210 66H207L208 65ZM62 64V65H61ZM64 64V65H63ZM76 64V65H75ZM126 64V65H125ZM137 64V65H136ZM140 64V65H139ZM143 64V65H142ZM163 64H164V66H163ZM40 65H41V67H40ZM43 65H45L44 67H43ZM84 65H85V67H84ZM97 65H99V67H97ZM117 65V66H116ZM139 65V66H138ZM149 65V68H150V71L151 72H153V74L151 73V78L149 77V74H146V68H147V66ZM154 65H155V67H154ZM159 65V66H158ZM162 65V66H161ZM176 65V66H175ZM178 65V66H177ZM195 65V66H194ZM201 65V66H200ZM205 65V68L203 69V67L202 66H204ZM33 66V67H32ZM66 66V67H65ZM89 66V68H87ZM96 66V67H95ZM102 67V71H101V67ZM113 66H115V68L113 67ZM122 66V67H121ZM134 66V67H133ZM142 66V67H141ZM144 66V67H143ZM146 66V67H145ZM166 66V67H165ZM175 66V67H174ZM182 66H183V68H182ZM199 66V67H198ZM68 67V68H67ZM90 67H92V68H90ZM110 67V68H109ZM130 67H131V69H130ZM137 67H139V68H137ZM165 67V68H164ZM171 69V71L168 69ZM173 67V68H172ZM180 67V68H179ZM202 67V68H201ZM35 68H33V69H35ZM71 68V69H70ZM95 68H97L96 70H95ZM106 68V72H105V69ZM110 70H109V69ZM138 70H137V69ZM155 68V69H154ZM177 68L178 69H180L179 71H182V72H179L178 70H177ZM67 69V70H66ZM91 69V70H90ZM113 69H115V70H113ZM156 69H158V70H156ZM160 69V70H159ZM163 69V70H162ZM173 69V70H172ZM182 69V70H181ZM200 72H197V70ZM202 69H203V71H202ZM94 70V71H93ZM131 70H134V71H131ZM169 72H168V71ZM252 70V69H251ZM255 70V69H254ZM57 71V72H56ZM64 72L65 74H63L62 72ZM66 71V72H65ZM96 71H97V73H96ZM100 71L101 72H103V73H100ZM108 71V72H107ZM154 71H157V72H159V73H157V72H155L156 74H154ZM196 71V73H194ZM247 70H245V71H242V73H241V77L240 78H238V81H236V80H234L233 78V80L231 79V82H230V86H231V88L232 89H236V90H233L235 93L237 92L238 93V91L237 90H240L239 92H242V93H246L247 95H245L244 97H248V96H250V98H251V103L253 102V101H256V98H257V96H253V94L255 95V94H257V92L258 91H260V90H263L264 88V85H262V84H264V82L262 81H260V79H261V77H258L257 76V79H254L255 80V82H254V80H253V82H252V79H251V76L253 75V72H255V71H250V70H248L249 72H246ZM94 72V73H93ZM135 74H134V73ZM143 72V73H142ZM165 72H167V73H165ZM264 72V71H263ZM70 73V74H69ZM77 73V74H76ZM100 73V74H99ZM140 73V74H139ZM145 73V74H144ZM161 73H162V75H161ZM168 73H169V75H168ZM244 73V74H243ZM247 73H248V75H247ZM61 75V76H59V75ZM70 76H69V75ZM74 74V75H73ZM96 74V75H95ZM98 74H99V77H98ZM107 74H108V76H107ZM125 74V75H124ZM132 74V75H131ZM157 74H159V75H157ZM180 74H182V75H180ZM197 74V75H196ZM246 74V75H245ZM250 74H252V75H250ZM79 75V76H78ZM83 75V76H82ZM112 75V76H111ZM127 75H128V77L129 78H127ZM141 75V76H140ZM152 75H154V77H152ZM161 75V76H160ZM180 75V76H179ZM191 75H194V77L193 76H191ZM202 75V76H201ZM64 78H63V77ZM66 76H68L67 78H66ZM96 76V77H95ZM103 76H104V78H107V80H104V78H103ZM111 77V79H110V77ZM147 76V77H146ZM158 77L157 78V80H155L156 79V77ZM184 78H183V77ZM196 76V77H195ZM197 76H198V79H199V77H200V79L198 80L197 79ZM70 77H71V79H70ZM75 77V78H74ZM125 77V78H124ZM131 77H133L132 78V80H131ZM138 77V78H137ZM144 77V78H143ZM180 77H181V79H180ZM186 77V78H185ZM189 79H188V78ZM191 77V78H190ZM201 77H202V79H201ZM246 78V77H248V78H246V79H243V78ZM73 78V79H72ZM81 78H82V80H81ZM109 78V79H108ZM117 78H118V80H122L121 81V85H119L120 84V81L118 82V80H117ZM147 79V81L149 82H147L146 81V79ZM153 78H155L154 80H153ZM169 78V79H168ZM57 79H60V80H57ZM62 79V80H61ZM68 79V80H67ZM79 79V80H78ZM99 79V80H98ZM123 79H124V81H123ZM140 81H139V80ZM167 79V80H166ZM196 80V81H194V80ZM78 80V81H77ZM86 80V81H85ZM104 81V82H102V81ZM115 80H117V82L115 81ZM137 80H138V82H137ZM145 80V81H144ZM150 80H151V82H150ZM184 80V81H183ZM186 80V81H185ZM189 81V83H188V81ZM201 80H202V83H201ZM243 80H244V83H243ZM84 81V84L82 83ZM101 81V82H100ZM132 81H134V83L136 84H138L139 85V87H138V85L136 84V86H135V84L132 82ZM154 81H156L155 83H153ZM169 81V82H168ZM175 81H176V83H175ZM179 81V82H178ZM233 81V82H232ZM242 82V84H241V82ZM257 81V82H256ZM88 83L89 84V86H88V84H86V83ZM98 82V83H97ZM122 82H123V84H122ZM129 82H132L133 84H134V86H133V84L132 83H129ZM199 82V83H198ZM237 84H235V83ZM249 82V83H248ZM104 83V84H103ZM106 83H107V85H106ZM126 83H129V84H127L126 85ZM175 83V84H174ZM198 83V84H197ZM201 83V84H200ZM240 83V84H239ZM253 83V84H252ZM80 84V85H79ZM86 84V85H85ZM97 84V85H96ZM156 84V85H155ZM233 86H232V85ZM251 84V85H250ZM258 84V85H257ZM74 85V86H73ZM85 85V86H84ZM99 85V86H98ZM106 85V86H105ZM119 87H118V86ZM126 85L127 87H124V86ZM252 85H253V87H252ZM262 85V86H261ZM67 86H68V89H67ZM69 86H70V88H69ZM122 86V87H121ZM133 86V87H132ZM141 86V87H140ZM238 86H240V87H238ZM243 86H245V87H243ZM256 87V89H255V87ZM65 87H66V89H65ZM97 87V88H96ZM124 87V88H123ZM132 87V88H131ZM137 87V88H136ZM187 87V88H186ZM234 87V88H233ZM235 87H237V88H235ZM46 88V89H45ZM48 88V89H47ZM64 88V89H63ZM80 88V89H79ZM82 88V89H81ZM89 88V89H88ZM90 88H91V90H90ZM122 88V89H121ZM134 88V89H133ZM197 90H196V89ZM200 88V89H199ZM262 88V89H261ZM63 89V90H62ZM74 91H73V90ZM129 89V90H128ZM130 89H131V91H130ZM133 89V90H132ZM248 89V90H247ZM40 90V91H39ZM47 90V91H46ZM67 91V94H64V91ZM71 90V91H70ZM139 90V91H138ZM246 90V91H245ZM255 90H256V93H255ZM258 90V91H257ZM45 92V94H44V92ZM69 91H70V93H69ZM78 91H80V92H78ZM90 91V93H88V92ZM264 91V90H263ZM50 92H52V94L50 93ZM138 92V93H137ZM186 92V93H185ZM189 92V93H188ZM192 92V93H191ZM253 94H252V93ZM82 93V94H81ZM137 93V94H136ZM236 93V94H237ZM48 94H51V97H50V95H49V97H48ZM135 94V95H134ZM180 94V95H179ZM187 94V95H186ZM215 94V93H214ZM263 94V93H262ZM42 97H41V96ZM45 95V96H44ZM79 95V96H78ZM182 95H185L186 96V99H185V101H184V97L185 96H183V98H181L182 97ZM190 95V96H189ZM196 95V96H195ZM198 95H199V97H198ZM47 96V97H46ZM59 96H60V99H59ZM89 96H90V98H89ZM137 96V97H136ZM177 97V99H175L174 97ZM201 96H203V98H201ZM252 96V97H251ZM66 99H65V98ZM83 97V98H82ZM91 97H93V98H91ZM190 97H192V98H190ZM254 97V98H253ZM58 98V99H57ZM171 98L173 99V100H171ZM178 98H180V100L181 99H183V100H179ZM190 100H189V99ZM216 98H218V99H216ZM220 98H222L221 100H220ZM89 99H91V101L89 100ZM112 99V100H111ZM194 99L196 100L195 102H193L194 101ZM197 99H199L198 100V102H197ZM217 100V101H215L214 102V100ZM62 100V101H61ZM95 100H97V101H95ZM175 100V101H174ZM204 100V101H203ZM172 101H174V102H172ZM180 102V104H178L177 102ZM187 101H190V102H188L187 103ZM201 101V102H200ZM222 101V102H221ZM45 102V103H46ZM47 102V103H48ZM112 102H113V107H111V104H112ZM117 102V103H116ZM187 103V104H184V103ZM81 103V104H80ZM108 103V104H107ZM115 103V104H114ZM193 103V104H192ZM207 105V107H206V105ZM222 103V104H221ZM254 103V102H253ZM110 104V105H109ZM184 104V105H183ZM198 104V105H197ZM209 104V105H208ZM116 105V106H115ZM123 105V106H122ZM180 105H182V108H181V106ZM192 107H191V106ZM195 105V106H194ZM200 105V106H199ZM218 105H219V107H218ZM82 106V105H81ZM122 106V107H121ZM173 106V107H172ZM177 106H178V108H177ZM184 106H187V109H185L184 110V108H186V107H184ZM198 106V107H197ZM205 106V107H204ZM184 107V108H183ZM191 107V108H190ZM225 107V108H224ZM110 108L112 109V110H110ZM118 109V111H117V109ZM122 108V109H121ZM126 108V109H125ZM130 108V109H129ZM174 108L176 109V110H174ZM210 108V109H209ZM120 109V110H119ZM189 109H191V110H189ZM193 109V110H192ZM201 109V111H199ZM203 109V110H202ZM209 109V110H208ZM227 109V110H226ZM57 110V109H56ZM183 110V111H182ZM205 110V111H204ZM224 110V111H223ZM229 110L231 111V112H229ZM255 110V109H254ZM41 111H42V115H44L46 112L44 111V107H42L41 106ZM127 111H129L128 112V114H127ZM137 111L139 112V114L137 113ZM188 111V112H187ZM203 111V112H202ZM227 111V112H226ZM124 112V113H123ZM132 112V113H131ZM141 112H143V113H141ZM185 112V113H184ZM191 112V113H190ZM192 113H194V114H192ZM197 113H198V115H197ZM222 113H224V114H222ZM230 113V114H229ZM232 113V114H231ZM139 115L138 116V118H137V115ZM143 114V115H142ZM229 116H228V115ZM254 114H256V115H254ZM129 115V116H128ZM145 115H147V117L145 116ZM150 116V118H148L149 116ZM155 115V116H154ZM157 115H159V116H157ZM231 115V116H230ZM249 115V116H248ZM142 117V121H141V117ZM145 116V117H144ZM199 116V117H198ZM225 116V117H224ZM247 117V118H246ZM248 117H250V118H248ZM253 117H254V119H253ZM84 118V119H83ZM83 118H81V119H83V121H86V122H84V123H86V124H88V125H86V126H88V128L90 129V131H89V129L86 127V126H82V125H84V123L82 122V120L81 119H78V122H77V119H76V117L75 116H73V123H72V125H73V127H72V131H69L70 133H72L73 132V134H71V135H74V130H75V133H77L79 130L81 131H79V133L80 134H82V135H85L86 137H89L90 136V134H89V132L90 133H93L94 135H100V133H102L101 131H103L104 129H105V127H106V125H107V123H106V121L105 120H101V122L100 121H92V122H94V123H91V121H88L89 119H87V117H83ZM134 118H136L135 120H134ZM146 120H145V119ZM162 118V119H161ZM230 118H231V120H230ZM258 118V119H257ZM144 119V120H143ZM148 119V120H147ZM178 119V120H177ZM76 120V121H75ZM137 120V121H136ZM139 120V121H138ZM160 120H162V121H160ZM230 120V121H229ZM232 120H233V123H231L232 122ZM236 120V121H235ZM238 120H240L239 122H238ZM256 120H258V121H256ZM79 121L80 122H82V124L81 123H79ZM147 123H146V122ZM159 122V123H157V122ZM228 121V122H227ZM246 121V122H245ZM260 121V122H259ZM77 122V123H76ZM99 122V123H98ZM121 122V121H120ZM140 124H139V123ZM141 122H143V123H141ZM173 123V124H172ZM192 123V124H191ZM201 123V124H200ZM228 123V124H227ZM230 123H231V126H230ZM235 123H237V124H235ZM245 123V124H244ZM76 124H79V125H76ZM93 124V125H92ZM147 124V125H146ZM156 124V125H155ZM159 124V125H158ZM178 124V125H177ZM233 124V125H232ZM240 124H242V125H240ZM249 124V125H248ZM261 124V125H260ZM81 125V126H80ZM103 125V126H102ZM144 125H145V127H144ZM172 125V126H171ZM185 125V126H184ZM200 125V126H199ZM78 126V128H77V130H76V127ZM80 126V127H79ZM102 128H101V127ZM142 126L144 127V128H142ZM149 126H151V129H150V127ZM155 126V129L153 128V127ZM158 126V127H157ZM210 126V127H209ZM235 126H237V127H235ZM83 127V128H82ZM86 127V128H85ZM94 127H95V130H94ZM172 127V128H171ZM186 127V128H185ZM198 127V128H197ZM206 129H205V128ZM209 127V128H208ZM219 127V128H218ZM232 127V128H231ZM74 128V129H73ZM85 128V129H84ZM100 128V129H99ZM147 128H149V129H147ZM153 128V129H152ZM193 128H194V130H193ZM231 128V129H230ZM82 129V130H81ZM99 129V132L97 131ZM201 129V130H200ZM83 130H85L84 132H83ZM101 130V131H100ZM86 131H88V136H87V134L85 133ZM94 131V132H93ZM191 131H193V132H191ZM178 132V134H176ZM198 132H199V134H198ZM205 132V133H204ZM207 132V133H206ZM96 133V134H95ZM189 133V134H188ZM191 133V134H190ZM202 133H204L203 135H201ZM186 134V135H185ZM108 135V136H107ZM177 135V136H176ZM180 135H181V138H180ZM190 137H189V136ZM111 134H104V138L106 139V143H105V145H106V147L105 148H107L108 146L109 147H111V145L113 146L114 144H117V142H118V138L116 137V135H112L111 137ZM179 136V137H178ZM184 136V137H183ZM198 136V137H197ZM108 137V138H107ZM114 137H116V138H114ZM201 138V140H200V138ZM203 137V138H202ZM109 138H110V143H108V140H109ZM199 138V139H198ZM219 138H223V139H219ZM108 139V140H107ZM113 139L115 140H117V142H115V141H113ZM188 139H189V141H188ZM196 139H197V142H196ZM219 141H218V140ZM234 139H235V141L236 142H239L240 140L237 138V135L236 134H234ZM199 140V141H198ZM205 140V141H204ZM216 140V141H215ZM195 141V142H194ZM200 141H204V144L205 145H200V144H203L202 142L201 143H199ZM210 141H213V142H210ZM217 143V144H215V142ZM112 142H114V144L112 143ZM219 142H220V144H219ZM193 143V144H192ZM207 143V144H206ZM189 144V145H188ZM190 144H191V146H190ZM104 145V146H105ZM188 145V146H187ZM197 145V146H196ZM211 147V148H209V146ZM215 145V146H214ZM196 146V147H195ZM201 146H203V147H201ZM109 147L107 148V149H109ZM189 147V148H188ZM192 147H193V149H192ZM206 147V148H205ZM94 148V149H93ZM191 148V149H190ZM205 148V149H204ZM107 149H103L102 151L99 149L98 150V148H95V147H90V151L92 150V152L94 153H96L95 155H97V165H96V169H95V171H96V173L97 174H99V175H103L104 177H105V175H106V177L105 178H107V181L109 180V181H118L119 179V181H122L120 184H121V187H123V185H124V187L122 188V195H121V197H122V200L124 201V202H129V209L131 210V208L133 209V207H134V209H138L139 208V201H140V195L142 194V193H146L147 192V190H149V187L150 188H152L154 185H155V183L154 182H156L157 181V177H160V175H161V173L163 172L164 174L165 173H167V171H165V169H162L161 171H159L160 169H159V165H155L156 163H153L151 166L150 165H148V167H146V168H144V169H138V171L137 170H134L135 172H133V171H129L128 172V174H126L125 173V176H124V174H123V177L122 176H119V174H118V172H116V170H115V167H114V165L108 160V157L109 156H107V155H109V153H108V150ZM181 149H182V147H181ZM212 149V150H211ZM119 150V151H118ZM123 150H125V149H123ZM199 152H198V151ZM204 150V151H203ZM209 150V151H208ZM107 151V152H106ZM116 154H118V155H115V156H119V157H117V160H118V158H119V160L120 159H122L123 157H131V151L129 150H125V152L124 151H122V148H117L116 149ZM121 151V152H120ZM127 151V152H126ZM197 151V152H196ZM202 151V152H201ZM99 152H101V154L99 153ZM105 152V153H104ZM205 152V153H204ZM124 154V156H123V154ZM130 153V154H129ZM208 153H209V155H208ZM104 154H105V157L103 158L102 156H104ZM120 154V155H119ZM101 155V156H100ZM100 156V157H99ZM107 156V157H106ZM123 156V157H122ZM203 156H205V158L203 157ZM213 159H212V158ZM100 158V159H99ZM204 158V159H203ZM100 161H103V163L102 162H100ZM101 159H103V160H101ZM212 159L213 161H210V160ZM209 162H208V161ZM205 161H207V162H205ZM161 162H164V161H161ZM203 162V163H202ZM211 162V164H209ZM109 163V164H108ZM202 165H201V164ZM160 164V163H159ZM173 166H172V165ZM199 164H200V166H199ZM207 164H209V165H207ZM215 164V165H214ZM254 165L253 166H256L258 163H256V162H254L253 163ZM206 165V166H205ZM102 166V167H101ZM104 166V167H103ZM113 166V167H112ZM149 166H150V168H149ZM210 166V167H209ZM100 167H101V169H100ZM199 167V168H198ZM201 167V168H200ZM203 167V168H202ZM207 167V168H206ZM216 167V168H215ZM102 168H104L103 170H102ZM110 168H111V170H110ZM175 168V167H174ZM198 168V169H197ZM205 168V169H204ZM213 168V169H212ZM100 171H99V170ZM109 169V170H108ZM153 169V170H152ZM156 169H157V171H156ZM106 170H108L110 173H111V175L109 176V174L106 172ZM148 170V171H147ZM150 170V171H149ZM212 170V171H211ZM82 171V170H81ZM78 172V176H79V173H80V177H79V179H82V177H84V176H86V171L83 169V171L82 172ZM85 171V172H84ZM104 172V174H103V172ZM214 171V172H213ZM236 171H238L237 172V174L240 172V169L238 168V169H236ZM84 172V175L83 174H81V173H83ZM99 172V173H98ZM106 172V173H105ZM115 174H114V173ZM158 172H159V174H158ZM205 172V173H204ZM207 172V173H206ZM102 173V174H101ZM133 173L135 174V176L133 175ZM143 174V175H141V174ZM154 173H156V174H154ZM217 173V174H216ZM131 174V175H130ZM138 174V175H137ZM150 174H152V175H150ZM171 174V175H170ZM83 175V176H82ZM113 175V176H112ZM116 175H117V177H116ZM153 176L154 175V180H152L151 179V177L148 179V177L147 176ZM182 175V176H181ZM185 175V176H184ZM189 177V175H190V177H191V179H190V177L188 178L187 176ZM111 176L113 177V178H111ZM127 176V177H126ZM133 176H134V178H133ZM142 176V177H141ZM146 176V177H145ZM174 176V177H173ZM131 177V178H130ZM136 177H137V179H136ZM177 177V178H176ZM202 177H203V179H202ZM216 177H218V181L216 182L215 180H216ZM111 178V179H110ZM119 178V179H118ZM133 178V179H132ZM140 178H141V181H139L140 180ZM144 178H146L145 180H144ZM175 178V179H174ZM179 178V179H178ZM188 178V179H187ZM204 178H206V179H204ZM116 179V180H115ZM127 179V180H126ZM194 179V180H193ZM199 179H202V180H199ZM131 180V181H130ZM137 180V181H136ZM143 180V181H142ZM152 180V182H149V181H151ZM167 180V179H166ZM176 180V181H175ZM189 180V181H188ZM191 180V181H190ZM192 180H193V183H192ZM206 180V182H204ZM118 181V182H119ZM125 181V182H124ZM139 181V182H138ZM180 181V182H179ZM200 181V182H199ZM201 181L202 182H204V183H206V184H204L203 183V185L205 186V187H203V185H200V183H201ZM207 181H208V183H207ZM213 181H215L214 183L215 184H217L218 182H220V183H218V185H215L214 183H212ZM237 181V182H236ZM128 182H130V183H128ZM134 182V183H133ZM145 182V183H144ZM172 182V183H171ZM185 182H188L189 183V185H188V183H185ZM197 183V184H195V183ZM210 182V183H209ZM234 182V183H233ZM123 183V184H122ZM142 183H143V186H142ZM152 183V187L150 186V184ZM176 183V184H175ZM180 183V185H178ZM187 185V186H183V185H185V184ZM125 184H126V186H125ZM129 184V186H128V189H127V185ZM199 184V186H197ZM202 184V183H201ZM256 184V183H255ZM71 185V188L73 189V191H74V185H72V184H70ZM139 185V186H138ZM145 185H147L148 186V188L145 186ZM177 185V186H176ZM221 185V186H220ZM174 186V187H173ZM175 186L178 188V186H179V188L180 189H177V188H175ZM197 186V187H196ZM209 186V187H208ZM218 186V187H217ZM230 186V187H229ZM235 186V187H234ZM236 186H238L237 188H236ZM239 186H240V188H239ZM241 186H242V188H241ZM184 187V188H183ZM196 187V188H195ZM212 187V188H211ZM215 187V189L213 190V188ZM216 187L217 188H220V189H217L218 191H220V192H218L217 190H216ZM222 187V188H221ZM70 187H69V185H68V193L72 196H70L71 197V199H73V197L75 196L73 193L74 192H72V194H71V192L70 191H72V189H71ZM146 188V189H145ZM197 188H199V190L197 189ZM233 188H235L234 190H232ZM239 188V189H238ZM245 188V189H244ZM255 188V189H254ZM124 189L126 190V192H125V194H123L124 193ZM186 190V191H184V193H183V190ZM195 189V190H194ZM209 189H210V191H209ZM211 189H212V191H211ZM237 189H238V191L241 189L242 190V196L238 193V191H237ZM145 190V191H144ZM169 190V191H168ZM177 192H176V191ZM182 190V192L180 193V191ZM216 190V191H215ZM223 190V191H222ZM244 190V191H243ZM141 192V194H140V192ZM202 191V192H201ZM204 191H206V192H204ZM221 191H222V193H221ZM231 191H233V192H231ZM256 191V192H255ZM138 192V193H137ZM209 192H212V194L214 193V192H216L215 193V196H214V194L213 195H210L209 194ZM172 193V194H171ZM178 193H180V194H178ZM188 193V194H187ZM197 193V194H196ZM202 193V194H201ZM204 193V194H203ZM208 193V194H207ZM225 195H224V194ZM247 193V192H246ZM133 194V195H132ZM174 194V195H173ZM182 194V195H181ZM186 194V195H185ZM195 194V195H194ZM229 194V195H228ZM125 196V198L127 197V198H129V199H127L126 198V200H125V198H124V196ZM127 195V196H126ZM130 195V196H129ZM171 195H172V197H171ZM188 195V196H187ZM219 195V196H218ZM227 195V196H226ZM231 195H233V196H231ZM237 195V196H236ZM240 197H239V196ZM246 195V194H245ZM189 197V198H186V197ZM192 196H194V197H192ZM208 196V197H207ZM219 198H218V197ZM229 196V198L230 197H232L231 199H229V198H227ZM258 196H260V194L258 195ZM133 197H134V199H133ZM138 197V198H137ZM210 197H211V199H210ZM222 197L224 198V199H222ZM226 197V198H225ZM239 197V198H238ZM216 198V199H215ZM218 198V199H217ZM91 201H93L92 203H91V205L93 206H91V208H90V215L92 216V217H90L89 216V218H88V216H87V220H88V224L85 226V229H86V227H87V229H86V231H89V232H91V233H94L95 231V235H96V237L99 239V240H103V246H104V251H106V253L107 252H111L110 250H112V249H110V248H112V246L110 245V242H109V238H108V235L106 236V233H107V231H108V225H109V221H110V219H111V216L113 215V213H115L116 211H115V209H114V211H113V213H112V211L110 212V208L112 207H114L115 208V205H112V206H110L109 207V203L108 204H106V203H104V202H102V201H100V200H98L97 201V199H95V198H93V197H91ZM95 199V200H94ZM187 199V200H186ZM196 199V200H195ZM211 201H210V200ZM222 199V200H221ZM227 200V202L228 201H230L229 203H227L226 202V200ZM134 200V201H133ZM136 200H137V202H136ZM156 200H157V202H156ZM192 200V201H191ZM205 200V201H204ZM209 200V201H208ZM216 200H218V201H216ZM224 200V201H223ZM240 200V201H239ZM97 202V204L95 203V202ZM201 201V202H200ZM216 203H215V202ZM223 203H222V202ZM100 202H102L101 204H100ZM132 202V203H131ZM155 202H156V205H155ZM191 202V203H190ZM217 202H219V203H217ZM225 202V203H224ZM238 202V203H237ZM95 203V204H94ZM99 203V204H98ZM211 203V204H210ZM237 203V204H236ZM137 205V206H135V205ZM159 204V200L156 198L155 200H154V205L155 206H157ZM187 204V205H186ZM224 204V205H223ZM228 204V205H227ZM234 204V205H233ZM102 205L104 206V207H102ZM106 205H107V207H106ZM132 205H134V206H132ZM182 205H186V206H182ZM199 205V206H198ZM228 206V207H226V209H225V206ZM229 205H231L230 207H229ZM98 206V207H97ZM192 207V210H191V207ZM201 206V207H200ZM212 206H214V209H213V207ZM100 207V209H98ZM102 207V208H101ZM136 207H138V208H136ZM189 207V208H188ZM103 208H105L102 212H100L101 211V209H103ZM203 208V210H201ZM218 208V209H217ZM96 209H98V210H96ZM128 209V210H129ZM182 211H181V210ZM190 209V210H189ZM225 209V210H224ZM96 210V211H95ZM113 210V209H112ZM127 210V209H126ZM128 210H127V212H128ZM129 210V211H130ZM198 210V211H197ZM213 210H214V212H213ZM133 211V210H132ZM195 211H193V212H195ZM204 213H203V212ZM212 211V212H211ZM218 211V212H217ZM222 211V212H221ZM225 211H226V213H225ZM100 214H98V213ZM131 212V211H130ZM202 212V213H201ZM221 212V213H220ZM89 213L87 214V215H89ZM106 213V214H105ZM111 213H112V215H111ZM186 213V214H187ZM205 213H208V214H206V216H205ZM209 213H214L213 214V216H212V214H211V216L209 215ZM217 213H218V215H217ZM222 213H223V215H222ZM109 214V215H108ZM138 214V213H137ZM202 214V215H201ZM107 217H106V216ZM179 215V216H178ZM185 216V217H182V216ZM144 216V215H143ZM142 216V217H143ZM182 218H181V217ZM202 216V217H201ZM210 216V217H209ZM217 216V217H216ZM219 216H221V218L219 217ZM93 217H94V219H93ZM102 217V218H101ZM108 217L110 218V219H108ZM178 217V218H177ZM219 217V218H218ZM98 218H99V220H101V221H99L98 220ZM101 218V219H100ZM180 218V219H179ZM201 218H203L204 219V221H202L203 219H201ZM217 218V219H216ZM90 219V220H89ZM98 221H97V220ZM108 219V220H107ZM184 219V221H182ZM206 219H207V222H206ZM147 220L148 219H146V223L149 225L151 222H150V220L147 222ZM172 220V221H171ZM214 222H213V221ZM223 220V222L221 223V221ZM176 221V223H171L170 224V222H175ZM208 221L210 222V223H208ZM220 221V225H222V227L220 226V225H218L219 222ZM93 222V223H92ZM150 222V223H149ZM213 222V223H212ZM214 223H215V225H214ZM102 224V225H101ZM213 224V225H212ZM184 225V226H183ZM186 225V226H185ZM217 225L218 226H220V227H218L217 228ZM97 228V229H95V227ZM171 226V227H170ZM203 226V227H202ZM177 227L179 228V229H177ZM183 227V228H182ZM204 227H206V228H204ZM94 228V229H93ZM103 230H102V229ZM185 228V229H186ZM199 228V229H198ZM203 228V229H202ZM176 229V230H175ZM197 231H196V230ZM217 229V230H216ZM220 231H219V230ZM237 229V230H236ZM241 229V230H240ZM95 230V231H94ZM106 230V231H105ZM174 230V232H172ZM178 230V231H177ZM203 230H204V232H203ZM127 231H129V230H127ZM177 231V232H176ZM195 231V232H194ZM200 231V232H199ZM210 232L209 234L208 233H206V232ZM133 232V233H132ZM132 232H130L129 231V233H128V235H127V237H129L130 239L132 238V237H134L137 233L135 232V231H132ZM176 232V233H175ZM245 232V233H244ZM102 233V234H101ZM123 233H124V231H123ZM136 233V234H135ZM214 233H217V234H219V235H217V234H214ZM104 234V235H103ZM202 234V235H201ZM208 234V237L206 236ZM101 235H103V236H101ZM123 235V234H122ZM130 235V236H129ZM140 235V234H139ZM189 235V236H188ZM190 235H193V236H190ZM60 236H61V234H60ZM137 236V235H136ZM186 236V235H185ZM204 236V237H203ZM219 236V237H218ZM220 236H222V237H220ZM252 236V237H251ZM61 237H63V234H62V236ZM103 237V238H102ZM105 237V238H104ZM209 237H211V238H209ZM215 237H218V238H215ZM38 238V237H37ZM101 238V239H100ZM215 238V240H213ZM223 238V239H222ZM260 238V239H259ZM105 239V240H104ZM125 239V240H124ZM126 239L127 238H123L122 239V241L124 242V244L126 243ZM129 239V240H130ZM189 239H188V241H189ZM221 239V240H220ZM231 239V240H230ZM257 239V240H256ZM258 239H259V241H258ZM49 241V240H48ZM47 241V245H46V248H44V247H41V246H36L37 247V252H38V254H39V257H43V256H41V255H45V254H48V256L50 257V258H52V259H58L59 257H58V253L56 252V251H54V250H52V248H51V243L50 242H48ZM121 241V242H122ZM228 241H230V242H228ZM257 241V242H256ZM105 242V243H104ZM183 242H185V241H183ZM186 242H187V240H186ZM50 243V244H49ZM226 243H227V245H226ZM245 243H246V245H245ZM256 243V244H255ZM3 244L4 245H7V243L6 242H3ZM19 244L16 242L15 243V246H18ZM49 245H50V248H49ZM105 245H106V247H105ZM110 245V246H109ZM127 245V244H126ZM253 245H255V247L253 246ZM47 246H48V248H47ZM17 248V247H16ZM227 248V249H226ZM236 249V250H235ZM41 250V251H40ZM108 250V251H107ZM228 250H230L229 252H228ZM237 250H238V252H237ZM54 251V252H53ZM150 251V252H149ZM169 251V249L168 248H166V256H169L170 254L169 253H167ZM211 251V252H210ZM215 251V252H214ZM223 251V252H222ZM235 251V252H234ZM56 252V253H55ZM209 253V254H208ZM227 253H228V255H227ZM238 253V254H237ZM51 254V255H50ZM56 254H57V256H56ZM146 255L149 257H147L146 256V258H148L149 260H151V259H153L154 258V256H155V252H154V250L151 248H149L148 249V251L146 252ZM210 255H212V256H210ZM221 256V257H220ZM225 256H227V257H225ZM153 257V258H152ZM169 257H171V255L169 256ZM172 258V257H171ZM220 258V259H219ZM214 259V260H213ZM220 260V261H219ZM152 261V260H151ZM69 262V263H68ZM63 264H71V262L70 261H64V262H62ZM141 264V263H140ZM142 264H143V262H142Z\"/></svg>","mask_w":264,"mask_h":264}]
</instances>
